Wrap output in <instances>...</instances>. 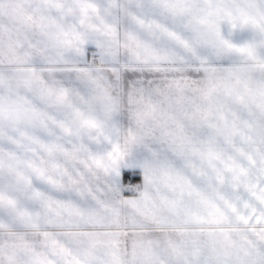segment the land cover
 <instances>
[{"label":"snow or ice","instance_id":"6c2138e0","mask_svg":"<svg viewBox=\"0 0 264 264\" xmlns=\"http://www.w3.org/2000/svg\"><path fill=\"white\" fill-rule=\"evenodd\" d=\"M0 264H264V0H0Z\"/></svg>","mask_w":264,"mask_h":264},{"label":"crops","instance_id":"0c3cea01","mask_svg":"<svg viewBox=\"0 0 264 264\" xmlns=\"http://www.w3.org/2000/svg\"><path fill=\"white\" fill-rule=\"evenodd\" d=\"M125 194H127V193H125Z\"/></svg>","mask_w":264,"mask_h":264}]
</instances>
